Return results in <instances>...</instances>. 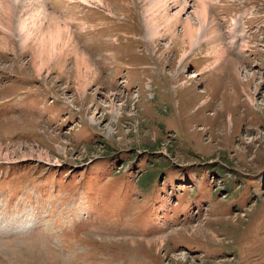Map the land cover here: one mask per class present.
<instances>
[{
	"label": "rangeland",
	"instance_id": "1",
	"mask_svg": "<svg viewBox=\"0 0 264 264\" xmlns=\"http://www.w3.org/2000/svg\"><path fill=\"white\" fill-rule=\"evenodd\" d=\"M261 82L264 0H0V264H264Z\"/></svg>",
	"mask_w": 264,
	"mask_h": 264
},
{
	"label": "bare ground",
	"instance_id": "2",
	"mask_svg": "<svg viewBox=\"0 0 264 264\" xmlns=\"http://www.w3.org/2000/svg\"><path fill=\"white\" fill-rule=\"evenodd\" d=\"M202 15H204V16H206L207 15V11H206V8H202ZM207 23V21H206V19H203L202 21H201V24L202 25H205ZM186 31H187V35H189V37L190 38H193V33H194V27L190 24V22L188 23V25H187V28H186ZM60 40H62V37H61V29L60 30H58V36H57V41H59V42H61ZM64 46V45H63ZM61 47H62V45H61ZM83 58H85V57H83ZM86 60V59H85ZM87 61V60H86ZM230 63V62H229ZM233 63V62H232ZM229 65V64H228ZM231 65H234V64H231ZM87 71V70H86ZM80 73V72H79ZM90 74V73H89ZM79 76H80V74H79ZM78 76V77H79ZM87 76V75H86ZM255 76V75H254ZM260 80H262V78H259ZM251 80V79H250ZM241 82V81H240ZM247 83L249 84V80L247 81ZM243 84H244V88H242L244 91H246V87L245 86H247L244 82H243ZM261 85L262 84H264V82H261L260 83ZM78 89V88H77ZM81 90V89H80ZM81 92V91H80ZM251 101V100H250ZM8 156V154L7 153H5V152H2L1 151V149H0V158H4V160H7V157ZM10 157V156H9ZM39 158L40 159H42L40 156H39ZM45 158V157H44ZM8 161V160H7Z\"/></svg>",
	"mask_w": 264,
	"mask_h": 264
}]
</instances>
